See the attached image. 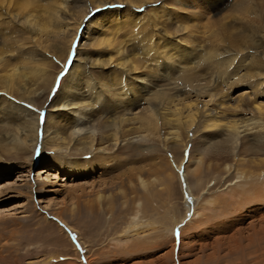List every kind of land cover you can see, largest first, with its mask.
Here are the masks:
<instances>
[{
	"label": "bare ground",
	"instance_id": "6f19581e",
	"mask_svg": "<svg viewBox=\"0 0 264 264\" xmlns=\"http://www.w3.org/2000/svg\"><path fill=\"white\" fill-rule=\"evenodd\" d=\"M157 1L155 8L150 7ZM169 2L0 0V157L35 152L37 147L42 153L47 146L62 157L93 154L90 163L103 175L121 164L114 172L116 178L125 176L117 182L121 185L137 179L145 184L142 174L145 170L155 173V160L165 153V161L174 170L185 166L187 190L183 191L196 201L193 220L224 196L218 194L203 202L193 189L200 179L190 181V168L195 165L189 163L196 160L198 166L191 173L197 174L200 165L213 156L209 154L233 157L238 165L244 164L238 167L246 179L231 194L237 192L246 202H254L249 214L255 217L264 210V0ZM95 4L99 8L116 5V13L104 14L106 18L87 15L85 9ZM203 54V65L195 69ZM237 54L238 61L229 68L225 83L249 79L250 85L234 97L229 94L231 101L236 100L232 103L218 88L219 82L213 85L199 76L216 73L220 78L217 68L227 67L229 58ZM66 56L70 62L66 77L54 86L55 94L41 116L39 98L53 89L54 59ZM177 71H185L184 76L175 78ZM198 133L195 153H191L193 148L183 161L189 143L186 137ZM136 153L150 162L134 159L129 165L126 157ZM40 162L46 163L44 157ZM48 163L74 174L84 167L80 158ZM146 182L149 191L151 184ZM85 184H72L68 192H83ZM98 190L100 198L103 194ZM83 196L88 194L77 195V200L86 199ZM188 197L187 210L192 206ZM87 200L92 210L93 200ZM53 215L65 223L61 213ZM186 217L173 216L174 226ZM184 237L180 233V245ZM88 246L84 243L85 256ZM86 260L91 264L88 256Z\"/></svg>",
	"mask_w": 264,
	"mask_h": 264
},
{
	"label": "rangeland",
	"instance_id": "374dc122",
	"mask_svg": "<svg viewBox=\"0 0 264 264\" xmlns=\"http://www.w3.org/2000/svg\"><path fill=\"white\" fill-rule=\"evenodd\" d=\"M161 1L170 3L169 0ZM95 5L85 9H88L87 15L106 18L110 13H116V5H106L104 8ZM156 5L158 1L150 7L155 8ZM144 9L146 10V6ZM118 15L121 16V13ZM238 55L229 58L227 67L217 68L220 78H216V73L212 76H199L203 80H210L213 85L219 82L218 88L224 90L227 101L232 103L236 100L231 101L229 94L234 97L240 91L247 90L250 85L249 79L225 83L229 79L228 70L238 61ZM199 59L195 69L203 65L206 55H199ZM54 60L57 70L53 89L47 93L45 91L39 98L41 116L55 94L54 86L63 81L70 65L69 56L62 57L63 61H60L63 63ZM176 73L175 78L182 77L185 71ZM199 135L200 133L190 135L191 138L186 137L189 143L183 161L188 159L193 148L191 153H195V147L200 143ZM34 151L3 154L0 157V264H88L87 256L91 264H264V210L254 217L249 214L254 202H246V197L238 196L237 192H234V196L231 194L246 179L245 173L242 178L239 171L242 169L238 167L242 168L244 164L238 165L233 157L209 154L213 156H208V162L200 165L197 174L191 173L198 166L196 160L189 163L190 167L195 165L189 172L192 184L200 179V185L193 188L196 195H200L204 202L222 194L224 199L219 203H225L209 204L205 213L199 215L201 218L198 216L193 220L191 210L196 201L184 193L187 190L185 166L174 170L173 165L165 161V153H162V158L160 156L155 160L158 167L155 173L145 170L142 174L145 184L137 179L138 182L134 180L136 184L133 181L119 185L117 182L124 175L116 178L114 172H118L121 164L116 165L118 169L113 173L109 171L103 175L101 170L94 169L90 163V160H94L93 154L62 157L60 152H53L49 146L44 148L43 154L39 147ZM126 154L129 153H125V156ZM178 154V158H182L183 151ZM245 154L248 156L250 153ZM41 156L46 163L40 162ZM251 156L252 154L248 158ZM70 157L72 160L80 158L83 162L84 167L80 173L74 174L68 169L48 163L54 159L66 158L70 162ZM142 157L143 154L136 153L126 158L130 159L129 163L134 159L141 160L142 164L151 160ZM107 162L112 164L109 159ZM244 168L247 170V167ZM112 177L116 179L113 182L97 183ZM146 181L151 184L148 186L151 188L149 191L146 189ZM115 182L117 186L114 185ZM84 183L86 188L83 192H68L72 184ZM97 190L98 194H103L102 197H97ZM84 193L88 194L87 198L83 196V199L86 198L84 200H93L92 210L88 200H77V195ZM187 197L192 205L188 206V210L185 204ZM54 213H61L65 223ZM184 215L187 216L184 221L174 226L176 220L173 219H180ZM191 220L193 222L183 228ZM180 233L185 234L184 238L187 239L184 243L181 242L182 246ZM84 243L89 245V252H85L87 256L83 255ZM172 248L175 249L174 252Z\"/></svg>",
	"mask_w": 264,
	"mask_h": 264
}]
</instances>
